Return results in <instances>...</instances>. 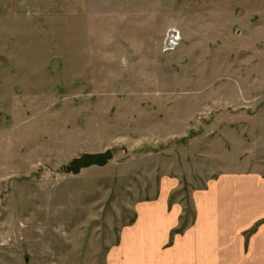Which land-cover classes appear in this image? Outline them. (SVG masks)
<instances>
[{"label":"rangeland","instance_id":"obj_1","mask_svg":"<svg viewBox=\"0 0 264 264\" xmlns=\"http://www.w3.org/2000/svg\"><path fill=\"white\" fill-rule=\"evenodd\" d=\"M262 22L264 0H0V264H106L169 177L170 235L193 221L191 190L255 149L235 31Z\"/></svg>","mask_w":264,"mask_h":264},{"label":"crops","instance_id":"obj_2","mask_svg":"<svg viewBox=\"0 0 264 264\" xmlns=\"http://www.w3.org/2000/svg\"><path fill=\"white\" fill-rule=\"evenodd\" d=\"M251 27L253 34L248 35ZM235 34L244 35L254 47L243 61L248 83L245 105L238 106L235 100L232 109L234 119L250 118L245 128L256 131L255 149L246 148L238 170L211 175L204 186L191 190L194 220L173 235L183 205L172 201L168 206V200L179 182L173 177L163 180L155 200L139 204L144 207L137 208L135 221L121 229L106 264H264V134H260L264 132V22L261 27L249 23ZM234 70L230 76L237 80L242 74ZM257 91L263 93L260 98Z\"/></svg>","mask_w":264,"mask_h":264},{"label":"water","instance_id":"obj_3","mask_svg":"<svg viewBox=\"0 0 264 264\" xmlns=\"http://www.w3.org/2000/svg\"><path fill=\"white\" fill-rule=\"evenodd\" d=\"M112 158L113 152L111 149L97 153H83L79 157L73 159L66 170L72 174H78L80 170L91 166L103 167Z\"/></svg>","mask_w":264,"mask_h":264},{"label":"trees","instance_id":"obj_4","mask_svg":"<svg viewBox=\"0 0 264 264\" xmlns=\"http://www.w3.org/2000/svg\"><path fill=\"white\" fill-rule=\"evenodd\" d=\"M186 224H187V223H186ZM186 224H185V223H182V225H181L182 227H180L179 229L175 230L174 233L181 232L182 229H184V227L186 226Z\"/></svg>","mask_w":264,"mask_h":264},{"label":"built area","instance_id":"obj_5","mask_svg":"<svg viewBox=\"0 0 264 264\" xmlns=\"http://www.w3.org/2000/svg\"><path fill=\"white\" fill-rule=\"evenodd\" d=\"M167 45H171L172 43H166ZM167 48H169V47H167Z\"/></svg>","mask_w":264,"mask_h":264}]
</instances>
